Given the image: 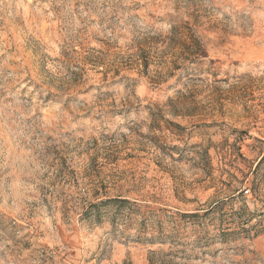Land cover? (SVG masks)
<instances>
[{
  "label": "rangeland",
  "instance_id": "1",
  "mask_svg": "<svg viewBox=\"0 0 264 264\" xmlns=\"http://www.w3.org/2000/svg\"><path fill=\"white\" fill-rule=\"evenodd\" d=\"M0 264H264V0H0Z\"/></svg>",
  "mask_w": 264,
  "mask_h": 264
},
{
  "label": "trees",
  "instance_id": "2",
  "mask_svg": "<svg viewBox=\"0 0 264 264\" xmlns=\"http://www.w3.org/2000/svg\"><path fill=\"white\" fill-rule=\"evenodd\" d=\"M108 201H109V200H107V201L101 200V201H99L97 204H93L92 206L96 208V207L99 206V205L107 204ZM115 201H119V202H116V203H124V202H126L125 200H115ZM90 215H91V214H90ZM87 217H90V216L88 215V216H86V218H87Z\"/></svg>",
  "mask_w": 264,
  "mask_h": 264
}]
</instances>
